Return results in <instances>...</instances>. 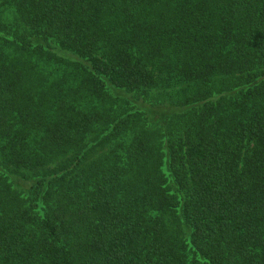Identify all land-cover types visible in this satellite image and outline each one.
Here are the masks:
<instances>
[{
  "label": "trees",
  "instance_id": "1",
  "mask_svg": "<svg viewBox=\"0 0 264 264\" xmlns=\"http://www.w3.org/2000/svg\"><path fill=\"white\" fill-rule=\"evenodd\" d=\"M0 264H264V0H0Z\"/></svg>",
  "mask_w": 264,
  "mask_h": 264
},
{
  "label": "rangeland",
  "instance_id": "2",
  "mask_svg": "<svg viewBox=\"0 0 264 264\" xmlns=\"http://www.w3.org/2000/svg\"><path fill=\"white\" fill-rule=\"evenodd\" d=\"M112 92H113V94H114L115 96H121V97H134V96L128 94L127 92H121V91H119V90H117V89H112ZM143 104H144V102H143ZM145 109L148 110L149 108H145Z\"/></svg>",
  "mask_w": 264,
  "mask_h": 264
}]
</instances>
